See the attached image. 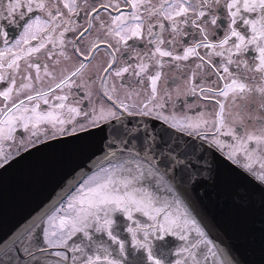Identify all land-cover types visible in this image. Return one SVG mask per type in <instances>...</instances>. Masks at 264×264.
Segmentation results:
<instances>
[{"label": "snow or ice", "instance_id": "snow-or-ice-1", "mask_svg": "<svg viewBox=\"0 0 264 264\" xmlns=\"http://www.w3.org/2000/svg\"><path fill=\"white\" fill-rule=\"evenodd\" d=\"M26 14L12 47L0 23V177L52 144L91 155L51 204L0 233V264H240L205 223L197 186L217 184L219 156L264 191V115L244 111L258 99L264 114V0L0 7L9 24ZM117 213L132 223L121 229Z\"/></svg>", "mask_w": 264, "mask_h": 264}, {"label": "water", "instance_id": "water-1", "mask_svg": "<svg viewBox=\"0 0 264 264\" xmlns=\"http://www.w3.org/2000/svg\"><path fill=\"white\" fill-rule=\"evenodd\" d=\"M91 143L98 146L100 138L93 137ZM89 155L91 152L76 154L63 145L52 144L4 171L0 177V233L7 234L25 218L51 204L69 174L84 164ZM217 162L220 166L217 184L197 186L205 223L219 247L230 248L240 264H264V191L229 172L227 162L219 156ZM240 189L246 190V203L236 204L233 197ZM116 218L121 229L132 223L119 213ZM134 219L146 220L138 214ZM121 235L130 240L126 230ZM168 240V246L174 247V238Z\"/></svg>", "mask_w": 264, "mask_h": 264}, {"label": "flooded vegetation", "instance_id": "flooded-vegetation-1", "mask_svg": "<svg viewBox=\"0 0 264 264\" xmlns=\"http://www.w3.org/2000/svg\"><path fill=\"white\" fill-rule=\"evenodd\" d=\"M6 4H7V0H0V7H4V6H6ZM18 11H21V10H18ZM34 14H39V13L37 10H34ZM30 15H33V14H26L24 20L19 19V17L17 16L15 18L16 22L14 24H9L7 20L0 21V23H2L4 26L5 32L7 33V40L9 41L8 47H12V45L15 44L16 40H18L20 38V36L23 34L22 33V26L25 24V20H27L28 16H30ZM165 36H167V33H165ZM4 47L5 46L3 44V41H0V49H3ZM256 56H258V53L255 51V48L253 46H249V51L245 54V58L249 61L250 64H252L254 62L253 58ZM102 58H103V56L101 54V56L98 57L97 62H99V60ZM217 59H219V58H217ZM48 63L51 64V61H49ZM174 74L175 73H170V75H174ZM246 75L255 76L256 80H259L258 74L248 73ZM0 83H2V82H0ZM45 86H46V84H45ZM188 99H189V101L192 100L191 97H189ZM250 99H251V97H250ZM195 103H200V101L197 99L195 101ZM258 107H259V101L257 99V109L249 110L246 108L244 110L246 114H248L252 117L254 124H255L257 118H260L262 115H264L258 111ZM238 108H239V104L237 105L236 109H233V111H236ZM184 110L187 111L186 106H185ZM196 111H199V110L197 109Z\"/></svg>", "mask_w": 264, "mask_h": 264}]
</instances>
